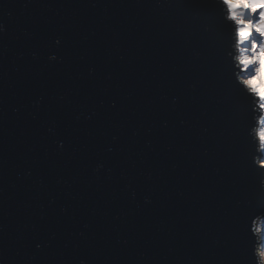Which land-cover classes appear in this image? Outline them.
<instances>
[{
	"label": "water",
	"instance_id": "water-1",
	"mask_svg": "<svg viewBox=\"0 0 264 264\" xmlns=\"http://www.w3.org/2000/svg\"><path fill=\"white\" fill-rule=\"evenodd\" d=\"M196 3L0 0V264H249L259 112L233 125Z\"/></svg>",
	"mask_w": 264,
	"mask_h": 264
},
{
	"label": "snow or ice",
	"instance_id": "snow-or-ice-1",
	"mask_svg": "<svg viewBox=\"0 0 264 264\" xmlns=\"http://www.w3.org/2000/svg\"><path fill=\"white\" fill-rule=\"evenodd\" d=\"M259 2L264 3V0H259ZM217 5H219V7H217ZM196 7L202 9L210 20L211 26L206 29V32H208V47L213 60V69L218 81L224 86L231 107V121L233 125L237 127L242 125L247 129L252 127L251 124L247 123V117L250 114L251 109L246 105L245 97L255 99L256 107L259 110L258 121L261 124H264V100L254 92L250 91L245 82L246 77H251L253 75L254 66L245 68L240 63H238L237 66L231 59L233 53L229 50V44L234 43V46L237 47V30L240 27L233 16V8L228 0H197ZM235 11L240 13L244 20L251 19L255 23L259 21L260 14L264 9H257L255 12H250V9L247 8H237ZM3 31L4 29L0 31V33ZM252 38H255L258 43L261 39L259 34L255 32H253L252 37H250V39ZM53 42L59 49L64 43L63 37L55 36ZM244 46H247V42ZM49 58L53 61L63 63V57L58 56L56 52L51 53ZM60 100L64 103H71L66 95H61ZM42 101L43 96H41L37 103L42 104ZM250 137V145L254 147L253 150H248L246 152V159L250 162L249 168L255 173L258 170H264V166L258 164V161L264 158H261V155L257 154L258 151L256 145L258 139L256 135H250ZM53 142L58 144L61 150L66 146L63 139H56ZM258 149L260 152L264 153V151H262L264 150L262 144L259 145ZM253 165L255 167H253ZM258 174L262 177L259 184V191L264 195V171H258ZM258 217H264V209L253 212L248 217L250 227L249 224L245 225L246 232L249 236V264H259L257 253L264 251V243H258L256 240V234L264 231V227L257 224ZM36 247L39 249L41 245L37 244Z\"/></svg>",
	"mask_w": 264,
	"mask_h": 264
},
{
	"label": "clouds",
	"instance_id": "clouds-1",
	"mask_svg": "<svg viewBox=\"0 0 264 264\" xmlns=\"http://www.w3.org/2000/svg\"><path fill=\"white\" fill-rule=\"evenodd\" d=\"M228 2L233 8V16L237 24L240 25L237 30L239 55L236 59L245 68L254 66L253 75L246 77L245 82L250 91L264 100V11L261 12L259 21L255 23L251 19L244 20L242 15L235 11L237 8H247L250 9V12H255L257 9H264V3H260L259 0H228ZM2 30L3 25H0V31ZM253 32L259 34L261 38L259 43L255 38L250 39ZM246 42L247 46L241 47ZM258 254L259 264H264V251L258 252Z\"/></svg>",
	"mask_w": 264,
	"mask_h": 264
},
{
	"label": "rangeland",
	"instance_id": "rangeland-1",
	"mask_svg": "<svg viewBox=\"0 0 264 264\" xmlns=\"http://www.w3.org/2000/svg\"><path fill=\"white\" fill-rule=\"evenodd\" d=\"M241 47H244V45H241ZM237 48V47H236ZM235 53H236V56H235V60H236V64L239 63V61L236 59V57L239 55V50L237 48V51L235 49ZM242 75V73H241ZM255 105H256V102H255ZM258 110V108H257ZM259 112V110H258ZM259 117L257 118L256 120V127L254 129V133L258 139V148H259V145L264 143V139H262V137H264V124H261L259 121H258ZM258 121V122H257ZM264 151V150H262ZM258 152H259V155H261V158H264V153L260 152L259 149H258ZM258 164L261 165V166H264V159L258 161ZM257 224L261 227H264V217H261L257 220ZM258 237H257V241H260L259 243H264V231L260 232L257 234ZM258 257H259V254L257 253Z\"/></svg>",
	"mask_w": 264,
	"mask_h": 264
}]
</instances>
